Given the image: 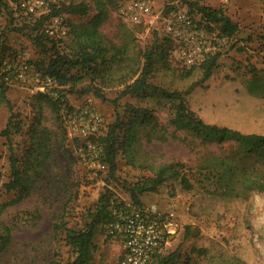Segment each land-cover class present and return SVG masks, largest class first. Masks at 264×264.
Here are the masks:
<instances>
[{"label":"rangeland","instance_id":"obj_1","mask_svg":"<svg viewBox=\"0 0 264 264\" xmlns=\"http://www.w3.org/2000/svg\"><path fill=\"white\" fill-rule=\"evenodd\" d=\"M100 1L108 9L99 32L107 39L108 57L114 55L116 61L111 63L113 76L107 84L92 76L73 88L53 84L50 95L66 99L58 109L38 97V79L29 75L23 82L16 77L22 63L36 69L46 58L44 52L23 32L7 35L11 50L3 66L7 86L5 98L0 94V132L13 114L11 144L21 167H30L31 188L19 199L4 187L11 177V162L8 140L0 136V232L10 235L0 264L73 261L76 253L64 241L65 232L56 231L54 225L61 221L70 228H83L87 212L106 189L112 197V218L97 229L91 264H123L127 255L138 264H157L171 253L176 256L173 264H264V191L228 198L210 181H200L199 174L211 159L248 163L262 172L264 161L257 154L247 158L236 141L208 144L176 130L170 125V102L160 93L118 98L125 87L119 82L125 78L131 83L134 77L129 75L136 69L140 72L144 53L152 50L156 64L150 83L169 91H191L188 104L205 122L264 133V103L254 90L264 82V0H154L152 14L138 22L125 21L115 0H0V36L8 21L18 27L35 24L50 4L86 3L87 15L61 16L60 27L67 33L59 45L68 51L73 29L89 24ZM196 2L221 9L239 25L238 32L220 40L218 28L208 26L191 8ZM179 10L189 12L220 41L219 58L207 80L200 66L188 67L177 57L178 41L168 27ZM48 24L50 19L39 31ZM86 87L91 91L83 95L70 91ZM94 87L101 89L105 100L94 94ZM114 99L117 108L110 102ZM126 104L152 109L165 140L149 141L141 133L132 160L118 155V183L109 177L108 166L100 161L101 145L92 137L105 135L116 113L125 114ZM90 114L99 122H93ZM92 127L96 129L92 134L84 132ZM166 164L183 165L192 188L168 180L157 193H144L142 205H136L123 182L152 178Z\"/></svg>","mask_w":264,"mask_h":264},{"label":"trees","instance_id":"obj_2","mask_svg":"<svg viewBox=\"0 0 264 264\" xmlns=\"http://www.w3.org/2000/svg\"><path fill=\"white\" fill-rule=\"evenodd\" d=\"M115 2L117 1L115 0ZM191 8L200 14L208 26H216L219 34L226 39L233 37L239 30V25L232 21L221 9L200 5L197 2L193 3ZM88 10V5L82 2L62 4L60 6L50 4L48 13L40 17L33 25H21L18 27L8 21V27L0 36V94H2L3 98H5L4 92L5 86H7L3 66L11 50L7 43V35L11 31L27 34L33 44L44 52L46 58L38 61L35 70L42 76L51 77L54 80V84L61 87L70 85L73 88L74 84L89 76L98 78L100 83L103 84L109 82L113 76L111 63L115 59L114 55L113 57H108L109 47L107 46V39L99 32V28L108 18V9L105 2L100 1L98 12L87 26L78 28L76 31L73 29V36L67 47L68 51H62L59 45L61 37L50 36L45 29L42 31L38 29L40 25L52 17L63 15L85 16ZM6 14L8 20H11L12 15L10 13V15ZM198 24L200 25V23ZM166 40L169 41V39ZM218 54L216 52L208 56L202 64L198 65L203 71L204 80L211 77L219 58ZM155 64L156 60L153 57L152 50L146 51L144 53V64L140 72L139 69H136L128 77L129 79L134 77L133 81L128 83V80L124 78L119 82L124 84L125 87L119 93L118 98L126 95H147L150 92L160 93L163 98L170 102V125L176 130H185L203 143L208 144L236 141L247 158L257 154L264 161V150H262L264 149V133H243L227 125L205 122L188 104L187 96L191 91H169L148 81ZM72 90L70 89L73 93L83 95L89 93L91 88ZM93 90L96 96L105 100L100 88L94 87ZM254 90L264 103V82ZM250 91L252 92V90ZM38 97L55 109H58L66 100L64 97L54 99L50 92H39ZM117 99L110 101L116 108L119 106ZM124 112V115L119 112L116 113V117L109 125L105 135L99 138L92 137L93 141H98L101 145L100 161L108 166L109 177L118 183H120V179L115 175L118 168V155L124 154L132 160L134 150L140 141L141 133H144L149 141L153 138L165 140L164 133H162L163 127L159 125L152 109L126 104ZM11 117L8 126L0 132V136L6 137L8 140L11 162V177L4 187L8 192H14L19 199H22L31 188L30 167H21L11 144L12 130L16 128L15 124L13 127L9 125L11 124ZM184 169V166L180 164L162 165L158 167L154 177L140 179L135 182L126 181L123 182V187L130 193L131 199L136 205H142L141 196L144 193H157L159 187L168 180L179 181L184 188L191 189L192 183ZM199 174L201 177L200 181H210L217 188H220L228 198L242 197L252 191H264V172L255 170L248 163L238 164L231 163V161L211 159L204 167H201ZM108 192V189H106L105 192L101 193L95 208L87 212L83 228H70L61 221L55 223L54 229L65 232L64 241L76 253L74 260L65 264H91L93 261L95 251L94 238L97 229L112 218L110 209L112 197ZM9 240L10 235L8 233L0 232V255ZM175 258V253H171L159 259L157 264H173ZM52 264L61 263L54 261Z\"/></svg>","mask_w":264,"mask_h":264},{"label":"built area","instance_id":"obj_3","mask_svg":"<svg viewBox=\"0 0 264 264\" xmlns=\"http://www.w3.org/2000/svg\"><path fill=\"white\" fill-rule=\"evenodd\" d=\"M119 12L125 21L138 22L144 17L152 14L154 0H116ZM33 9L32 7L30 8ZM61 16L50 18V24L45 28L46 33L53 37H63L67 33V28L62 26ZM168 32L178 41L175 50L177 57L184 65L188 67L198 66L202 64L208 56L216 53L220 47V41L217 42L210 34H207L194 18L186 10H179L173 17L168 27ZM222 41H226L225 37L220 36ZM31 75L38 79L37 90L39 92H50V87L54 84V80L49 76H42L28 63H22L17 71L16 77L20 81H26ZM8 78V77H6ZM93 122H99V118L90 114ZM96 130L94 127L84 132L92 134ZM123 264H138V260L131 255H127Z\"/></svg>","mask_w":264,"mask_h":264}]
</instances>
